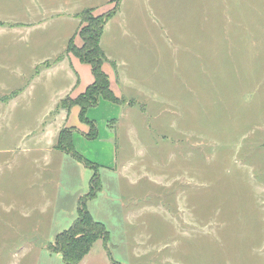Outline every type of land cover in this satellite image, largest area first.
Wrapping results in <instances>:
<instances>
[{"label": "rangeland", "instance_id": "374dc122", "mask_svg": "<svg viewBox=\"0 0 264 264\" xmlns=\"http://www.w3.org/2000/svg\"><path fill=\"white\" fill-rule=\"evenodd\" d=\"M121 10L107 51L123 102L87 110L94 138L77 105L61 121L90 167L43 149V124L75 98L49 116L68 83L42 67L57 25L0 28V95L17 93L0 102V264H64L49 246L80 205L108 240L79 264H264V0Z\"/></svg>", "mask_w": 264, "mask_h": 264}, {"label": "crops", "instance_id": "0c3cea01", "mask_svg": "<svg viewBox=\"0 0 264 264\" xmlns=\"http://www.w3.org/2000/svg\"><path fill=\"white\" fill-rule=\"evenodd\" d=\"M123 1L124 0H0V28L11 29L12 31H20L22 29H40V27L49 22H51V26L57 25V27L54 29V34L56 37L53 40V45H56L59 50L55 53H52V55H49L48 57H51V59H47L42 62V67L48 68V70L53 69L52 71L54 72L57 70L64 72L65 75H68V83L66 86L60 89L59 92L61 93L62 97L60 96L54 101V104L51 106L52 110L49 116H51V113L54 111L60 110L58 109V105L63 98L66 96H78L79 94L83 93L86 87L91 85L94 81L91 67L85 63L83 64V62H81L71 53L65 54L59 61L54 62V60L65 51L69 40H72L77 47H80L83 44V41L78 33L79 28L82 25L81 19L79 18V13L87 8L92 9L94 15H102L110 11L116 4H118L116 12L103 25L99 44L107 58V60L103 63L102 68L109 77L110 88L119 99H123L117 91V84L119 82L120 75L117 73V71L113 73L112 69V66L117 69V65L114 62L113 55L107 51V33L111 31V34H113V31L110 29V22L115 17H120L121 14H123L121 10ZM50 27H42L40 30H37V34L40 35L42 31ZM120 27H122V24ZM43 39L44 38L42 37H38L34 41L42 42L44 41ZM36 70H38V66L36 67L35 71ZM7 96H9V98L6 101H11L16 98L17 93L12 92ZM107 102L114 103L101 98L99 104L101 105L106 103L107 105ZM69 110L61 109L59 113L56 114V118H50V120L43 124L41 134H43L42 136L47 142V147L43 148L44 150L49 151L53 148L59 151H64L56 148L55 145L57 143L59 133L63 128H74L73 126H69L64 122H61L64 120L67 121ZM79 111L80 108L78 106V115ZM87 118L89 119V117ZM56 120L58 121V125L55 124ZM90 120L94 121L95 119L91 118ZM84 132L86 134L87 131ZM74 137L75 131L72 133L73 146Z\"/></svg>", "mask_w": 264, "mask_h": 264}, {"label": "trees", "instance_id": "16d2710c", "mask_svg": "<svg viewBox=\"0 0 264 264\" xmlns=\"http://www.w3.org/2000/svg\"><path fill=\"white\" fill-rule=\"evenodd\" d=\"M117 7L118 4L102 15H94L90 8L80 12L79 18L81 22L85 24L81 25L78 33L83 44L77 47L72 40H69L65 51L54 60V62H57L65 54L71 53L81 62L88 63L91 67V72L94 77L93 83L88 85L85 91L75 98L69 97V104L65 108L69 110L73 105L79 106V119L89 125V131L85 134L88 138H94L96 136L97 127L93 120L87 118V110L97 106L101 98L114 103L123 101L119 99L110 88L109 77L102 68L107 58L99 44L103 25L113 16ZM8 98L9 96L7 95L0 96V101H6ZM73 131H75V128H63L59 133L55 146L69 153L74 159L83 162L87 167H90L88 161L84 160L74 149L72 143ZM90 182L92 188L90 195L94 196L100 186L99 175L95 173ZM98 239H101L106 245L108 232L104 224L95 221L88 210L85 209L83 205H80L78 218L68 229L58 233L49 247L52 251L61 254L64 264H79L82 258L89 252L94 242ZM115 263L116 262H113V264Z\"/></svg>", "mask_w": 264, "mask_h": 264}]
</instances>
